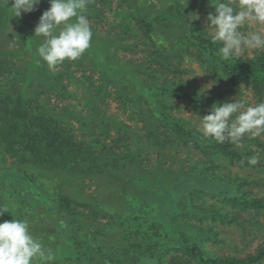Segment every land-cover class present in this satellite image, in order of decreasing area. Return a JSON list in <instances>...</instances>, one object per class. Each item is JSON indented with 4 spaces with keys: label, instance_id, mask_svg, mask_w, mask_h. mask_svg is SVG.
<instances>
[{
    "label": "trees",
    "instance_id": "16d2710c",
    "mask_svg": "<svg viewBox=\"0 0 264 264\" xmlns=\"http://www.w3.org/2000/svg\"><path fill=\"white\" fill-rule=\"evenodd\" d=\"M159 1L161 7L157 9L149 0L134 2L136 23L150 42L156 61L169 66L170 54L194 49L196 57L211 68L222 66L234 82L236 78L251 80L258 94L264 95V57L222 60L218 55L219 45L212 42L211 35L199 22L187 17L188 10L179 0ZM198 2L200 6L208 4L214 10L212 0ZM87 13L98 19L102 16V8L90 0ZM170 17L179 22L168 23L167 19ZM123 31L124 35L126 32ZM160 39L165 41L164 45L157 43ZM104 47L102 42L97 45L90 43L85 51L101 69L102 85L96 92L101 90L107 93L110 83H113L118 89L117 94L125 98V102L131 100L136 105L143 102L146 120L150 123L149 134L155 144L164 149L183 143L202 152L218 150L222 155L230 151L228 142L221 144L204 138L201 132L174 118L164 109L168 96L184 97L198 108L201 98L195 87L186 82L160 78L155 71L152 76L146 72L148 69H143V66L138 69L133 63H129V72L125 67L121 70L122 73L117 74L119 69L115 70L110 59L104 57ZM37 67L34 56L29 62L26 76L38 78L48 88L64 95L66 90L60 84L61 77H48L45 71L39 74ZM120 80H125L127 87ZM85 92L88 94L89 90ZM23 97L21 92L15 109L5 111L0 116V129L6 126L5 135L0 136V147L2 150L6 147L7 152L13 151L16 158L19 157L18 162H13L9 167L12 171L0 175L5 187L11 190L7 198L4 195L5 187H0V204L15 203V206L12 205L14 216L28 220L30 230L41 238L46 252L51 254L52 259L48 264H160L157 257L160 245L183 249L200 264H262L261 254L244 259L221 256L208 250L198 238L199 234L208 233L206 229L174 218V214L185 212V206L178 201L181 197H187L190 200L188 210L197 212L200 216L221 214V211L211 207L196 206L192 202L194 192L203 191L228 200H240L245 205L264 210L262 199L248 195L237 188V179L222 174L207 175L190 170L164 179H151L150 174L148 178L129 179V168L122 161L126 158L132 162L135 156L127 154V149L124 157H120L124 153L120 148L118 153L106 148L107 163L96 169L104 181L110 180L113 183L115 202L103 203L90 197L96 208L106 211L112 223L106 228L113 237L105 236L108 232L88 229L87 222L70 213L66 206L67 201L72 198L83 199L81 188L74 186V183L80 181L93 167H84L78 163V154L81 152L79 148L76 147L73 156L69 158L65 151L68 143L82 146L80 143L86 145L88 142L80 138L77 140L74 135L69 134L73 123L68 116L74 115L73 112L55 115L47 99L40 103L34 99L28 102ZM92 111L85 117L80 114L76 116L81 121V127L95 135L97 129L93 119L105 116V120H111L94 108ZM86 119L91 121L86 123ZM100 131L109 133V128L100 124ZM115 143L119 147L123 138L116 137ZM2 155L6 162L7 155ZM117 172V175H113ZM11 219L13 217L10 212L0 216V222Z\"/></svg>",
    "mask_w": 264,
    "mask_h": 264
},
{
    "label": "rangeland",
    "instance_id": "374dc122",
    "mask_svg": "<svg viewBox=\"0 0 264 264\" xmlns=\"http://www.w3.org/2000/svg\"><path fill=\"white\" fill-rule=\"evenodd\" d=\"M92 1L102 8V16L95 19L87 12L85 13L93 33L91 44L97 45L102 42L105 45L104 57L110 59L109 62L115 65V70L119 69L117 74L122 73L121 70L125 67L129 72L128 69L131 67L129 63H133L138 66V69L140 66L148 69L146 72L152 76L155 71L156 76L160 78L186 82L197 89L201 98L198 108L184 97H166L164 109L174 118L200 132L199 122L202 115L208 114L213 102L223 103L234 98L244 99L248 105H254L264 99V95L258 94L251 80L236 78L235 82L232 81L222 66L219 65L217 69L211 68L196 57L194 49L170 54L168 56L169 66L156 61L150 42L143 36L136 23L135 0ZM149 1L156 9L161 7L159 0ZM179 1L187 8V17L190 20L193 15L198 17L192 20L199 22L202 28L210 34L204 26V21L208 13L214 10L208 4L200 6L198 0ZM11 3L12 0H8L9 7ZM49 7L48 0H40L34 11L22 13V16L17 18L10 16V9L0 6V116L5 111L15 109L21 92L28 102L34 99L35 102L43 103L47 99L55 115L73 112L74 115L68 116L73 123L69 134L74 135L77 140L79 138L87 140L88 144L84 145L79 142L82 146H78L75 143H68L65 147L67 158L73 156L77 147L81 150L78 154V163L84 167L93 168L87 171L88 173L80 181H75L74 186L81 188L84 197L67 201L68 206L66 207L70 213L85 220L88 229H97L102 233L108 232L105 236L113 237L107 230L112 223L106 211L96 208L90 199V197H95L103 203L106 201L113 203L116 200L113 196L115 195L113 183L110 180L104 181L96 172V169L101 167L100 165L107 163L106 148L116 150L117 153L118 150H123L124 153L120 154V157L126 154V149L129 150L127 154L135 156L132 162L126 158L122 161L126 162L129 168L127 169L129 179L148 178L149 174L151 179H164L167 176L172 177L190 170L207 175L222 174L225 177L237 179V188L264 201V133L252 139L245 137L240 147L229 143L230 151L223 155L218 150L202 152L183 143L163 149L152 141V136L149 134L150 123L146 120V108L143 107V102L138 105L131 100L125 102L126 99L117 94L118 89L113 83H110L107 93L101 90L96 92V89L101 87L103 78L101 69L89 54L84 52L78 59L65 60L53 69H49L43 62L38 64L36 71L39 74L45 71L48 77H61L60 84L66 90L64 95L48 88L38 78L27 77L29 62L34 56L38 59L35 50L42 42L41 38L32 36L33 30L40 15ZM167 22L174 24L179 20L170 17ZM123 30L126 32L124 35ZM259 57H264V50H250L240 56L242 59ZM120 82L127 87L125 80H120ZM210 84L211 87L206 90V93L200 92L203 87ZM85 90H89L88 94ZM93 108L111 120H105V116L93 119L97 129H95V135L85 127H81V121L76 116L80 114L85 117L93 112ZM90 121L85 120L86 123ZM112 123L116 125L113 126ZM100 124L108 127L109 133L100 131ZM5 130L6 126H2L0 136L5 135ZM116 137L123 138V143H120L119 147H117L118 143H115ZM1 143L2 138H0ZM1 150L0 147V175L12 171L9 167L13 162H18L19 158H16L13 151L7 152L6 147L2 152ZM2 153L7 155L6 162L2 159ZM240 157L244 159L239 160ZM252 157L257 159L254 165L248 163V159ZM117 174L118 172L113 175ZM151 183L153 184L154 181ZM0 187H5L1 180ZM3 189L4 195L9 198L11 190L7 186ZM178 201L185 206V212L174 214V218L206 229L208 233L199 234L198 238L208 250L221 256L244 259L261 254L263 256L261 262L264 264V210L245 205L240 200H228L220 195L199 191L192 194V202L196 206H207L221 211V214L217 213L214 216H200L197 212L188 210L190 200L187 197H181ZM11 205L15 206V203ZM157 253L160 264H200L183 249L160 245Z\"/></svg>",
    "mask_w": 264,
    "mask_h": 264
},
{
    "label": "clouds",
    "instance_id": "9594fccd",
    "mask_svg": "<svg viewBox=\"0 0 264 264\" xmlns=\"http://www.w3.org/2000/svg\"><path fill=\"white\" fill-rule=\"evenodd\" d=\"M50 7L40 15L33 35L42 39L35 50L37 63L49 69L65 60H76L90 47L92 29L85 13L90 0H48ZM40 0H0V6L20 18L35 10ZM204 26L211 40L218 44V55L224 61L239 58L252 50H264V0H212ZM193 15L192 19H196ZM191 19V20H192ZM158 44L164 45L160 39ZM211 87H203L201 93ZM199 130L206 139L217 143L242 146L245 137L252 139L264 133V99L248 105L244 99L213 102L208 114L202 115ZM256 164L255 157L248 159ZM11 204H0V216L10 212L13 219L0 222V264H48L52 259L40 237L30 230L27 219L14 216Z\"/></svg>",
    "mask_w": 264,
    "mask_h": 264
}]
</instances>
